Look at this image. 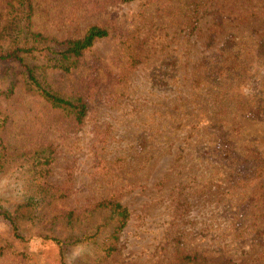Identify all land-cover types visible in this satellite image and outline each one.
<instances>
[{"label": "rangeland", "instance_id": "obj_1", "mask_svg": "<svg viewBox=\"0 0 264 264\" xmlns=\"http://www.w3.org/2000/svg\"><path fill=\"white\" fill-rule=\"evenodd\" d=\"M28 1L46 37L109 35L68 72L30 60L44 86L85 102L80 124L0 62V91L14 83L0 95V264H53L42 238L90 231L103 199L130 212L117 251L102 260L107 229L65 247L66 264H264V0H0L1 47L21 40ZM219 62L233 66L224 78ZM243 161L261 171L233 186L230 173L252 166Z\"/></svg>", "mask_w": 264, "mask_h": 264}, {"label": "trees", "instance_id": "obj_2", "mask_svg": "<svg viewBox=\"0 0 264 264\" xmlns=\"http://www.w3.org/2000/svg\"><path fill=\"white\" fill-rule=\"evenodd\" d=\"M118 1L127 3L133 0ZM24 10L25 27L20 32L21 40H13L7 48L0 46V62L16 63L22 70V74L28 85L33 88L42 101H44L52 110L65 112L75 123H82L87 113L85 102L80 98H64L44 86L36 74V67L30 64V60H37L40 63L39 69L44 72L49 70L68 72L79 65L83 54L88 51L97 40L106 38L109 35L108 31L103 27L91 26L85 31L81 38L58 41L46 37L32 28V6L30 1L27 2ZM219 65L222 66H215V70L212 73H215L218 76L221 75L222 78H224L227 71L233 69V66L225 67V63L222 64V62H219ZM216 69L218 70L216 71ZM13 89L14 83H11L7 90L0 91V95H11ZM228 107L229 106L225 104L223 100L222 102L221 100H217L213 109L214 112L222 116L229 113ZM247 112L249 114L248 110ZM222 139L223 146H225V149L229 150L227 146L229 142L224 140L226 139L225 137ZM40 160L42 161L40 164L48 166L53 160V156L50 154L42 157ZM249 163L252 164V166L247 174H236L234 173V170L230 173L229 179H231L233 186L248 182L257 174V172L261 171L255 161H243L241 165ZM92 212L100 213L104 215V217L101 222L91 227L90 231L83 233L78 237L69 236L67 239H61L56 236H46L42 238L56 249V253L52 258L53 264H66L63 255V249L65 247L77 244H88L90 242L94 243L95 240L107 229L109 230L108 236L100 246L99 251L102 255L103 261H107L113 257L117 251V245L120 241L121 233L130 219V212L126 206L122 205L115 199L101 200L93 206L91 213ZM2 216L10 225L13 239L18 242L26 241L25 237L20 233L15 219L5 212ZM60 219L65 226H72L76 221V215L74 214V211H69L61 216ZM260 222V227H263L264 234V219L260 220Z\"/></svg>", "mask_w": 264, "mask_h": 264}]
</instances>
